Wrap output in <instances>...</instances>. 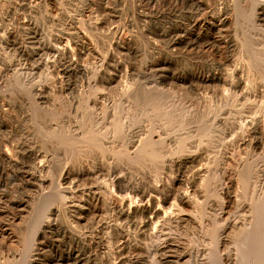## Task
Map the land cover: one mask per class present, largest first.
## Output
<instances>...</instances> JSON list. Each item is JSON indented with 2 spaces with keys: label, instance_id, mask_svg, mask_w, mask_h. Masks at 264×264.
<instances>
[{
  "label": "rangeland",
  "instance_id": "1",
  "mask_svg": "<svg viewBox=\"0 0 264 264\" xmlns=\"http://www.w3.org/2000/svg\"><path fill=\"white\" fill-rule=\"evenodd\" d=\"M88 1L0 0V234L18 237L10 250L0 247V264H154L166 257L175 264L178 252L162 246L173 243L199 264H245L236 233L252 219L264 168L255 183L256 153L240 143L256 120L264 121V18L256 15L264 13V0ZM64 46L73 54L58 63L55 53ZM151 98L171 121L148 116ZM86 130L96 134L97 146L82 150L77 141ZM147 136L158 139L160 159L141 169L129 165L124 154ZM180 140L184 151L175 154ZM24 150L37 160L22 158ZM185 156L193 158L185 166L186 186L199 189L191 192L188 226L166 232V244L153 240L164 243L156 249L144 241L146 253L106 246V230L126 227L111 197L116 173L165 182L176 174L173 162ZM226 195L233 203L224 211ZM90 198L99 203L97 216L79 226L73 220ZM204 210L208 216L200 218ZM260 229L263 236L264 223Z\"/></svg>",
  "mask_w": 264,
  "mask_h": 264
},
{
  "label": "bare ground",
  "instance_id": "2",
  "mask_svg": "<svg viewBox=\"0 0 264 264\" xmlns=\"http://www.w3.org/2000/svg\"><path fill=\"white\" fill-rule=\"evenodd\" d=\"M100 1V0H99ZM169 1H171V0H169ZM188 1V0H187ZM194 1V2H193ZM195 1H199V0H192L191 2H193V3H196ZM219 1V0H218ZM80 2H82V1H80ZM89 2V1H88ZM92 2H94V1H92V0H90V5L92 4ZM148 2H149V0H148ZM217 2V1H216ZM100 3V2H99ZM218 3V2H217ZM197 4V3H196ZM200 4V3H199ZM222 4V3H221ZM224 4H225V2H224ZM102 5H104L105 6V3H103ZM219 5V4H218ZM204 7V6H203ZM222 7V6H221ZM106 8V7H105ZM104 8V9H105ZM205 8V7H204ZM219 8V7H218ZM220 9V8H219ZM223 10V9H222ZM219 11H221V10H219ZM218 13V12H217ZM223 13V12H222ZM139 14H142V13H139ZM159 14V13H158ZM256 14V13H255ZM264 14V13H263ZM263 14H262V12H261V10H260V12H259V10L257 11V19L259 18V19H261V18H264V16H263ZM143 15H145L144 13H143ZM146 16V15H145ZM144 16V17H145ZM218 16V15H217ZM216 16V17H217ZM221 16V15H220ZM263 16V17H262ZM139 17V16H138ZM142 17V16H141ZM214 17V16H213ZM224 17V16H223ZM211 18V17H210ZM218 18V17H217ZM222 18V17H221ZM221 18H219V21L221 22L222 21V24H223V22L225 23V21H224V19H221ZM212 19H214V18H212ZM258 19V20H259ZM208 20H210L209 18H208ZM215 20V19H214ZM262 21H264L263 19H261ZM201 21H204V20H201ZM211 21V20H210ZM198 23H201V22H199V20L197 21ZM213 22V21H212ZM211 22V23H212ZM217 22H218V20H217ZM206 23V22H205ZM211 23H209V24H211ZM215 23V22H214ZM219 23V22H218ZM217 24V23H216ZM216 24H214V26H216ZM205 25V24H204ZM212 25V24H211ZM220 24H218L217 26H219ZM201 27H202V25H200ZM8 34V33H7ZM12 35V34H11ZM8 36V35H7ZM9 37V36H8ZM12 38V37H11ZM78 38V37H77ZM82 38V37H81ZM80 38V41L82 40V39H84V38H82L81 39ZM122 40V39H121ZM120 40V41H121ZM79 42V41H78ZM83 42V41H82ZM82 42H80L81 44H79V46L81 45L82 46ZM84 43H85V41H84ZM125 43V42H124ZM78 45V44H77ZM173 46V45H172ZM63 48V47H62ZM67 48V47H66ZM66 48H65V46H64V48L62 49V50H60V48H59V50L58 51H56V53H55V58H56V60H58L57 62L59 63L60 61H62V62H60V63H63L71 54H73L72 53V51H71V49L69 50V48L66 50ZM79 48H83V47H79ZM73 56V55H72ZM54 58V59H55ZM74 58V57H73ZM68 60V59H67ZM71 60V59H70ZM69 60V61H70ZM67 61H65L64 63H66ZM72 62V61H71ZM68 63L69 64V67L70 66H72L73 65V62L72 63ZM67 64V65H68ZM60 65V64H59ZM61 65H63L64 66V64H61ZM60 65V66H61ZM75 65V64H74ZM73 65V66H74ZM58 66V65H57ZM77 66V65H76ZM75 67V66H74ZM60 68H62V67H60ZM63 68H65V67H63ZM67 69V68H66ZM70 69V68H69ZM63 70H65V69H63ZM68 70V69H67ZM61 72V71H60ZM67 73V72H66ZM69 73V72H68ZM67 73V74H68ZM62 74V73H61ZM63 75V74H62ZM213 75V74H212ZM63 77H64V75H63ZM204 78V77H203ZM213 78V77H212ZM217 78V77H216ZM215 78V79H216ZM208 79H209V77H208ZM218 79V78H217ZM203 80H206V78L205 79H203ZM39 95V94H38ZM132 100L134 101V100H136V98L135 97H133L132 98ZM158 99L157 98H151L150 100H149V105H150V109H149V113H148V116H150V117H152L153 119H155V120H159V121H163V122H169V121H171V117L165 112V111H162V110H160L159 108H158ZM254 123V122H253ZM251 126V125H250ZM253 126V128H252V131H251V137L248 139V140H246L245 138V140H242V138H241V145L242 146H244L245 148H247L248 149V151L250 150H252V152L253 153H256V161H255V169H254V171L256 172L255 173V177H254V180H255V183L256 182H260V177H261V175H260V169L261 168H264V137H263V135H264V121H262L261 119H260V121L259 120H256L255 121V123H254V125H252ZM243 127V126H242ZM241 127V128H242ZM242 130V129H241ZM118 131H119V125H118V121L117 120H115L114 121V125H113V132H114V134H117L118 133ZM243 131V130H242ZM245 131V130H244ZM245 132H247V131H245ZM151 133V132H150ZM209 133H210V130L209 131H207L206 132V134L207 135H209ZM248 133V132H247ZM243 135V134H242ZM248 136V135H247ZM240 142V141H239ZM64 143L66 144V146H71L70 145V143L68 142V140L67 139H65L64 140ZM77 143H79L80 145H81V149L82 150H86V149H88L89 147H91V146H97V143H96V134L93 132V131H91V130H86L85 131V133L81 136V139H79L78 141H77ZM184 143V140H180L179 142H178V145H177V148H176V150H175V154L176 153H182L184 150H183V144ZM237 143H238V140H237ZM240 144H237V146L238 145H240ZM160 144H159V141H158V139H153L151 136H147V137H145V138H143V139H141V140H139L138 141V143H137V145H135L134 146V148H133V150L131 151V152H126L124 155H125V158H126V161H127V163L129 164V165H135V166H137V167H140V169L141 168H146L147 166H149V165H151L152 163H154V162H156V161H158V159H160V157H161V154H159V148L158 147H160L159 146ZM241 147V146H240ZM23 152V154L21 155V154H19V156L21 155L22 156V158H24V159H28V158H31L29 155H27V151L25 152V150L24 151H22ZM8 153V152H7ZM6 153V155H8ZM1 154V153H0ZM5 155V154H4ZM9 155H11V154H9ZM33 155V152H32V154H31V156ZM37 155V154H36ZM173 155H174V153H173ZM255 155V154H254ZM1 156V155H0ZM17 156H18V154H17ZM178 156V155H177ZM177 156H175V158H177ZM180 156H182V155H180ZM193 156V155H192ZM4 157V156H3ZM11 157L12 156H5L4 157V159L6 160V162L8 161V162H11ZM183 157H184V155H183ZM199 157V156H198ZM197 157V158H198ZM21 157H20V159H22ZM201 157H199V159H200ZM3 159V158H2ZM3 159V160H4ZM15 159V158H14ZM32 160L34 159V161L35 160H37L36 159V157H32L31 158ZM31 159L29 160V161H31ZM39 159V158H38ZM192 159L193 158H186V156H185V158H179L178 160L176 159V161L175 162H173V164L175 165V172H176V174L174 173V177H171L170 175V177L169 176H167L168 177V179L165 177V175L166 174H164V177L166 178V180L167 181H165V182H163V181H159L160 179H158L156 176H155V174H154V176H155V178L156 179H154V178H152V176H151V178L152 179H154V180H152L153 182L151 183V180L149 181V179L148 178H146V177H139V178H131V175L129 176V174H128V176L130 177V178H128L127 177V175H126V177L127 178H125L124 176L123 177H121V175L122 174H124L123 172H122V174L121 173H116V177H117V174L119 175L120 174V177L118 176L117 178H113V175H112V177L111 178H113V179H111L110 177V179H111V181H110V183L112 184V186L115 188V190H113V192H115L116 194L114 195V193L113 194H111V197L114 199H112L113 201H115V203H116V205H114V207L116 206V208H114V209H116V211H117V215L119 216V219L120 218H122L124 221H125V224H126V227H124V228H120L119 229V227H117L118 228V230L117 229H114V230H106V232H105V238H106V240H105V242H106V246H107V244H108V247L110 246V248H111V245H113L114 244V246H116V248H117V250H118V252H120V253H122V252H125V251H133V252H138V254L139 253H141L142 251H143V253L146 251V249L143 247V246H145L146 247V242L148 243V242H150L149 244H152L151 242L154 240H157V241H159V239L160 238H162V240H163V236L165 237V235H167V233L166 232H170L169 234H172V232L171 231H175V230H177V229H179V228H185V227H183V226H185V225H187L188 226V224H189V218H187V214H188V210L190 209L189 207H190V205H191V203L193 202H195V199L193 200V198H191V197H196L195 196V194L193 195L191 192H195L196 191V189H195V187L197 188V186H194V191L193 190H191V189H193L192 187L193 186H186L187 185V183H188V179L189 178H187V180L186 179H184L183 178V174H184V176H186L185 175V172H187V171H185V170H187L186 168H185V166H186V164H188V163H190V162H192ZM201 160V159H200ZM21 161V160H20ZM23 161H25V160H23ZM173 161V160H172ZM171 161V162H172ZM0 162H3V164H4V161H0ZM7 162V163H8ZM33 162V161H32ZM200 162V161H199ZM28 163V162H27ZM35 163V162H34ZM38 163H39V161H38ZM1 164V163H0ZM21 164H23L24 165V163H21ZM173 164L170 166V167H172L173 166ZM193 164V163H192ZM5 165V164H4ZM12 165H14V163L12 164ZM27 165V164H26ZM31 164H29V166H30ZM33 165V164H32ZM1 166V165H0ZM35 166H36V163H35ZM22 166H20V168H21ZM26 167H28V166H26ZM128 167V166H127ZM19 168V169H20ZM29 168V167H28ZM28 168H27V170H28ZM31 168V167H30ZM113 168V170H115L114 168L115 167H112ZM129 168H131V167H129ZM128 168V169H129ZM188 168V167H187ZM2 169H3V167H2ZM22 170H23V167L21 168ZM21 169L19 170V172L21 171ZM36 169H38V171H39V173H42V172H44V171H46V167H45V165H43L42 163H41V161H40V164L38 165V167H36ZM199 169V168H198ZM201 169V168H200ZM199 169V170H200ZM25 170V169H24ZM23 170V171H24ZM31 170V169H30ZM33 170H34V168H33ZM109 170H110V168H109ZM124 170V169H123ZM132 170V169H131ZM2 171V170H1ZM26 171V170H25ZM36 171V170H35ZM112 171V170H111ZM116 171V170H115ZM126 171V170H125ZM22 172V171H21ZM28 172V171H27ZM108 172V171H107ZM121 172V171H120ZM141 172V171H140ZM148 172V171H147ZM198 172V171H197ZM200 172V171H199ZM201 172H205V171H201ZM244 172H245V170H244ZM2 173H3V171H2ZM26 173V172H25ZM37 173V172H36ZM114 173V172H113ZM131 173H133V172H131ZM144 173V172H143ZM142 173V174H143ZM146 173V172H145ZM171 173H172V171H171ZM206 173V172H205ZM246 173V172H245ZM19 174H21V173H19ZM29 174V173H28ZM31 174V173H30ZM33 174H34V171H33ZM33 174H31V175H29V177L28 178H30V179H33V180H35V182L36 181H38V178L36 179L35 178V176L33 175ZM106 174H109V172L108 173H106ZM112 174V173H111ZM126 174V173H125ZM134 174V173H133ZM141 174V173H140ZM146 174H149V176H150V173H146ZM146 174H145V176H146ZM188 174V173H187ZM196 174V173H195ZM194 174V175H195ZM201 174V173H200ZM199 174V175H200ZM204 174V173H203ZM25 175V174H24ZM39 175V174H38ZM37 175V176H38ZM134 175H136V173L134 174ZM133 175V176H134ZM138 175V174H137ZM136 175V176H137ZM157 175V174H156ZM245 175V174H244ZM27 176V175H26ZM139 176V175H138ZM173 176V175H172ZM188 176V175H187ZM197 176V175H196ZM201 176V175H200ZM203 176V175H202ZM201 176V177H202ZM21 178H22V176H21ZM64 178H65V176H64ZM108 178V179H109ZM150 178V177H149ZM163 178V177H162ZM203 178V177H202ZM66 179V178H65ZM109 179V180H110ZM148 179V180H147ZM192 178H190V180H191ZM196 179H198V181H199V178L198 177H196ZM195 179V180H196ZM22 180H24V178L22 179ZM39 180H40V177H39ZM67 180V182H68V179H66ZM27 181H28V179H27ZM42 181V180H41ZM62 181V180H61ZM201 181H203L204 182V179L203 180H201ZM31 182V181H30ZM66 182V181H65ZM64 182V183H65ZM192 182V181H191ZM200 182V181H199ZM32 183H34V182H32ZM37 183V182H36ZM109 183V184H110ZM194 183V182H193ZM197 182H195V185H197L196 184ZM262 183L264 184V178H263V180H262ZM38 184H40L39 182H38ZM110 184V185H111ZM199 184V183H198ZM190 185V184H189ZM191 185H193L192 183H191ZM201 185V184H200ZM111 186V187H112ZM202 186H203V184H202ZM113 189V188H112ZM198 191H199V189H198ZM198 191H196L197 192V195H198ZM112 193V192H111ZM124 193H126V195L125 196H122V194L124 195ZM110 194V193H109ZM109 194H108V196L107 197H110L109 196ZM191 194L193 195V196H191ZM230 196V195H229ZM92 198V197H91ZM90 198V199H91ZM96 198V197H95ZM232 198V197H231ZM255 198H256V200H255V202H254V205H253V207H252V211H251V221H249L246 225H245V227H242L241 229H239V230H237V233H236V236L237 237H240L241 236V238H242V240H241V238H240V241H241V247H242V253L244 254V258H245V264H261V263H264L263 261H264V233L262 234L263 236H260L257 232H260L261 231V229H260V227H262L263 226V223H264V185H263V187H262V192H259L258 194H256V196H255ZM109 200L110 201H112L111 200V198H109ZM171 200H173L174 202L172 203V204H170V205H172V206H170L169 205V203H170V201ZM88 201V200H87ZM109 201V202H110ZM232 201H233V199H232ZM97 200L96 199H91L90 201H89V204H90V207L89 208H87V210L86 211H82L80 214H79V216L77 217L76 216V214H75V217H77V220H73L74 222L75 221H77L78 223V225L79 224H82V226L88 221H91V219H88V217H92L93 215H94V217H95V215L97 214L96 212L98 211V210H96L97 209V207H96V205H97ZM114 203V202H113ZM175 203V205H173ZM192 203V204H193ZM221 208L222 209H224V211H225V207L227 208L226 210H228V207H230V205L233 203V202H231V199L228 197V195H226L225 197H223L222 199H221ZM99 204V203H98ZM111 204V203H110ZM12 205H14V204H12ZM17 205V204H16ZM88 205V204H87ZM108 205V202H107V204H106V206ZM112 205V204H111ZM18 206V205H17ZM113 206V205H112ZM109 207V206H108ZM20 208V207H19ZM23 208V207H22ZM22 208H21V210H22ZM107 208V207H106ZM111 208V207H110ZM24 209V208H23ZM107 209H109V208H107ZM19 211H20V209H18ZM79 210V209H78ZM112 210V209H111ZM110 210V211H111ZM105 211V210H104ZM108 211V210H107ZM190 211V210H189ZM222 211V210H221ZM18 212V211H17ZM21 213H22V211H20ZM20 212H19V214L17 215L18 217H19V215L20 216H22L23 214H20ZM78 213V212H77ZM116 213V212H115ZM225 213V212H224ZM17 214V213H16ZM71 214V213H70ZM74 214H72V216L74 217ZM189 214H190V212H189ZM78 215V214H77ZM117 215L115 216V217H117ZM72 216H70L69 215V217H72ZM97 216V215H96ZM206 217L207 218V216H208V211H206V210H204V211H202V214H201V216H200V218L201 217ZM15 217V216H14ZM13 217V218H14ZM18 217H15V218H18ZM74 217V219H76ZM90 217V218H91ZM9 219V218H8ZM73 219V218H72ZM95 219V218H94ZM122 219H121V221H122ZM205 219V218H204ZM0 220H2L1 218H0ZM12 219H10V221H11ZM20 220V219H19ZM118 220V219H117ZM12 221H14V220H12ZM11 221V222H12ZM73 221H71V222H73ZM120 221V222H121ZM15 222V221H14ZM70 222V223H71ZM87 222V223H88ZM4 223V222H3ZM87 223H86V226H88L89 227V224H90V222H89V224L87 225ZM117 223H118V221H117ZM122 223V222H121ZM190 223H191V221H190ZM0 224H2V223H0ZM120 224V223H119ZM123 225L122 226H124V223H122ZM51 225V224H50ZM191 225V224H190ZM4 225H2V227H3ZM49 225H47V227H48ZM55 226V225H54ZM80 226V225H79ZM91 226V225H90ZM120 226V225H119ZM122 226H120V227H122ZM51 228V227H50ZM52 228H54V227H52ZM51 228V229H52ZM58 228V227H57ZM56 228V229H57ZM112 228H116V227H112ZM181 228V229H182ZM4 230H5V228H3ZM2 229V230H3ZM84 229V228H83ZM86 229V228H85ZM259 229H260V231H259ZM3 230V231H4ZM53 230V229H52ZM55 231V230H54ZM60 231V230H59ZM2 232V231H1ZM52 233H53V231H51ZM9 232H7L6 233V235L8 234ZM16 233V232H15ZM54 233H56V232H54ZM58 233V232H57ZM10 234V233H9ZM13 234V233H12ZM17 234V233H16ZM53 235H55V234H53ZM60 235V234H59ZM61 235H62V233H61ZM63 235H65V233L63 234ZM94 235V234H93ZM5 233L3 232V233H1L0 234V247L1 246H6L5 248L6 249H9L10 250V248H12L13 246H15L16 244H17V238H9V237H11V236H5ZM14 236H15V234H14ZM66 236V235H65ZM92 236V235H91ZM168 236V235H167ZM166 236V237H167ZM68 237H69V235H68ZM71 237V236H70ZM93 237H95V236H93ZM171 237V236H170ZM62 238H65L64 236L62 237ZM74 237L72 236V239H73ZM71 239V238H70ZM76 239H79V238H77L76 237ZM76 239H74V240H76ZM91 239V238H90ZM94 239V238H93ZM151 239V240H150ZM164 239H168V238H164ZM69 240V239H68ZM74 240L72 241V242H74ZM147 240H150V241H147ZM162 240H160V241H162ZM76 241H78V240H76ZM85 241V240H84ZM83 241V242H84ZM144 241H146L145 243H144ZM157 241H156V243H157ZM159 241V242H160ZM164 241V240H163ZM69 242V241H68ZM71 242V241H70ZM69 242V243H70ZM82 242V241H81ZM89 242H91V241H89ZM94 242V241H93ZM93 242H91V243H93ZM142 242V243H141ZM158 242V243H159ZM166 241H164V243H165ZM5 243H8V244H5ZM19 243V242H18ZM86 243V242H85ZM90 243V244H91ZM144 243V244H143ZM154 243V242H153ZM164 243H162V244H164ZM172 243H173V241H172ZM25 243H23V245H24ZM71 244V243H70ZM96 244H99V243H96ZM141 244H143V246H141L140 247V245ZM161 244V245H162ZM166 244V243H165ZM174 244V243H173ZM173 244H171V245H173ZM177 244V243H176ZM74 245V244H73ZM78 245V244H77ZM81 244H79V246H80ZM88 245V244H87ZM152 245H154V244H152ZM151 245V246H152ZM156 245V244H155ZM154 245V248L155 247H157V246H161V245H156L155 246ZM171 245H162L163 246V248H165V250H171L172 249V251H175V252H178V256L177 257H175V260H173L172 259V261H174V263L175 264H183V263H186L185 261L186 260H189V259H191V256L192 255H190V252L188 251V255H187V252H185L184 251V249H183V251L182 252H180L179 250H178V247H172ZM82 246H84L83 244H82ZM149 245H147V247H148ZM175 246V245H174ZM70 247H72V245L70 246ZM74 247V246H73ZM75 247H76V245H75ZM81 247V246H80ZM85 247V246H84ZM86 247H88V246H86ZM93 247V246H92ZM97 247V246H96ZM142 247H143V249L145 250H142ZM153 247V246H152ZM152 247H151V249H152ZM154 248L152 249V250H154ZM158 248V247H157ZM179 248H183L182 246L181 247H179ZM78 249V248H77ZM80 249V248H79ZM82 249H84V248H82ZM81 249V250H82ZM86 249H88V248H86ZM89 249H90V247H89ZM92 249V248H91ZM97 249V248H96ZM148 249H149V247H148ZM150 249V250H151ZM156 249V248H155ZM5 250V249H4ZM72 250H74V248H72ZM76 250V249H75ZM85 250V249H84ZM98 250V249H97ZM113 250V249H112ZM8 251V250H7ZM78 251V250H77ZM86 251V250H85ZM92 251H96V250H92ZM113 251H115V249L113 250ZM155 251V250H154ZM154 251H153V253L152 254H156V253H154ZM81 252V251H80ZM87 252H89V250L87 251ZM112 252V251H111ZM118 252H117V254H118ZM146 252H148V251H146ZM145 252V253H146ZM149 252H152V251H149ZM159 252V251H158ZM157 252V253H158ZM160 252H162L161 250H160ZM159 252V253H160ZM91 253V252H90ZM89 253V254H90ZM97 253V252H96ZM114 253H116V252H114ZM158 253V254H159ZM69 254V253H68ZM73 254V253H72ZM75 254V253H74ZM88 254V253H87ZM86 254V255H87ZM162 253H160V255H161ZM174 254V253H173ZM242 254V255H243ZM77 255H78V253H77ZM79 255H81L80 253H79ZM78 255V256H79ZM141 255V254H140ZM143 255V254H142ZM142 255H141V257H142ZM148 255H149V253H148ZM157 255V254H156ZM156 255H154V257L156 256ZM164 255V254H163ZM169 255V254H168ZM170 255H171V253H170ZM169 255V256H170ZM198 255V254H197ZM85 256V255H84ZM150 256H152V255H150ZM167 256V255H166ZM174 256V255H173ZM173 256H171V257H173ZM176 256V255H175ZM194 256V255H193ZM70 257V256H69ZM141 257H140V259H141ZM163 257V256H162ZM198 257H199V255H198ZM68 258V257H67ZM73 258H74V256H73ZM83 258V257H82ZM81 258V259H82ZM89 258V257H88ZM195 258H196V255H195ZM194 258V260L193 259H191V261L193 262V263H195L196 262V259ZM78 260V258H75V261L77 262V260ZM80 259V258H79ZM155 259V258H154ZM168 258L166 257V259L164 258H158V260H156V261H158V262H156L155 260H154V264H163L164 262H165V264H170V263H172L170 260H167ZM72 260H74V259H72ZM96 260V259H95ZM200 260V259H199ZM199 260L197 259V261H198V264H199ZM82 261V260H81ZM141 261V260H140ZM109 262V261H108ZM113 262V261H112ZM156 262V263H155ZM67 263H70V262H67ZM74 263V262H73ZM191 263V262H190ZM192 263V264H193ZM72 264V263H71ZM77 264V263H76ZM108 264V263H107ZM110 264V263H109ZM112 264H115V263H112ZM135 264H143V262H136ZM196 264H197V262H196Z\"/></svg>",
  "mask_w": 264,
  "mask_h": 264
}]
</instances>
